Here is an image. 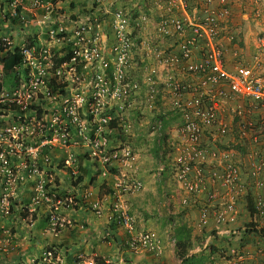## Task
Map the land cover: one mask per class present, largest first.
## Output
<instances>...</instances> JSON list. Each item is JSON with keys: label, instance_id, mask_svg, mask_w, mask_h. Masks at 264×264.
Returning <instances> with one entry per match:
<instances>
[{"label": "rangeland", "instance_id": "obj_1", "mask_svg": "<svg viewBox=\"0 0 264 264\" xmlns=\"http://www.w3.org/2000/svg\"><path fill=\"white\" fill-rule=\"evenodd\" d=\"M143 1L42 0L36 7L31 0H0V37H7L11 47L49 48L57 66L67 63L61 66L60 79L52 80L56 89L52 87L49 105L50 113L60 117L66 143L49 133L47 139L56 141L42 148L36 160L38 175L28 177L25 195L14 194L7 201L6 214H0V240L5 239L0 243V264H181L175 255L176 235L189 239L187 254L200 258L201 264H215L208 260L212 255L233 264V251L249 264H264V235L258 233L264 229V132L258 134V127L249 132L261 137L260 147L249 143V134L240 141L237 130L242 120L234 115L230 118L234 141L227 145L248 169L259 166L257 176L247 180L253 213L244 198L236 223L239 234L218 241L230 248L211 244L209 254L189 252L203 238L196 236L192 215L177 205L168 175L169 143L180 120L166 107L148 106L141 86L151 58L139 44L145 31L137 33L132 19L146 13ZM260 8L264 12L263 2ZM117 10L124 15L129 43L135 46L121 67L120 84L126 85V92L120 99L113 95L120 50L113 20ZM78 33H83L82 41ZM231 43L239 50L231 55L232 63L229 59L226 63L250 64L254 48H245L241 40ZM84 47L93 53L87 58L76 54L74 62H66L71 52ZM10 74L4 73L0 84L10 86ZM255 74L264 80V65L255 68ZM132 80L139 88L131 89ZM67 104L75 109L78 123L66 116ZM263 115L258 114L264 119ZM94 140L101 144L96 150ZM257 199L261 212L254 208ZM122 214L130 219V230L122 225ZM142 235H151V241L142 244ZM12 254L18 259H7Z\"/></svg>", "mask_w": 264, "mask_h": 264}, {"label": "built area", "instance_id": "obj_2", "mask_svg": "<svg viewBox=\"0 0 264 264\" xmlns=\"http://www.w3.org/2000/svg\"><path fill=\"white\" fill-rule=\"evenodd\" d=\"M31 1L36 7L42 3ZM229 4V0H144L146 13L132 19L137 33L145 31L139 44L144 45L151 58L141 80L145 100L150 107H166L171 116L180 120L169 143L168 175L174 183L177 205L188 215L195 213L196 236L203 238L190 254H209L215 239H230L239 234L236 223L240 204L248 196L247 180L257 176L259 170L258 165L252 170L242 165L237 152L227 144L234 141L230 122L234 115L242 120L237 130L240 141L249 134V143L260 147L261 137L250 133L256 131L255 127L260 129L258 134L264 132V119L258 116L264 111V80L255 74V68L264 65V32L255 40L250 64L234 62L228 67L225 42L231 43L233 38L223 32ZM113 20L120 43L114 72L118 85L113 95L120 99L126 92V85L120 84L124 78L121 67L126 63V53L135 46L129 43L130 32H126V19L120 10L113 13ZM82 34L78 33L81 41ZM15 52L19 62L10 71L13 82L10 86L0 84V211L5 214L7 201L16 189L29 176L38 175L36 160L42 148L54 141L47 139L49 133H56L58 140L66 143L60 117L54 111L50 113L49 105L53 100L52 80L60 79L61 66L67 63L57 66L49 48L33 44L11 47L7 37H0V79L4 78L1 59ZM71 53L68 63L77 59L76 54L87 58L93 51L84 47ZM137 88L132 80L131 89ZM67 106L66 116L78 123L75 109ZM163 112L164 109V115ZM251 117H259V121L253 123ZM100 122L105 123L106 119ZM100 146L94 140V150ZM254 205L261 212L259 199ZM121 223L130 230V219L124 214ZM139 241L149 243L151 235H142ZM50 254L51 251L46 253ZM231 254L235 255L233 264H249L238 253Z\"/></svg>", "mask_w": 264, "mask_h": 264}, {"label": "crops", "instance_id": "obj_3", "mask_svg": "<svg viewBox=\"0 0 264 264\" xmlns=\"http://www.w3.org/2000/svg\"><path fill=\"white\" fill-rule=\"evenodd\" d=\"M229 1H230L229 4L230 13L228 18V23L226 24L227 26L225 25L223 34L226 36H231L234 40H238L239 42L241 40V42L246 45L245 48L250 49L251 47V51H252L253 48H255L256 45L255 40L257 36L259 35V33L264 32V12L261 11L260 8L262 2L264 3V1L263 0H229ZM225 48H226L225 60L229 59V61L231 60L232 63L231 55L233 54V52L235 51L237 52L239 48H237V46H235L234 44L228 42L227 43L225 42ZM230 66L231 65H228V67ZM262 114H264V112H262ZM27 189H28L27 185L23 184L16 189L15 193L17 195H20L19 197H22L23 195L26 194L25 192L27 191ZM1 213L2 212L0 211V214ZM191 215H192V219L194 220L193 221L194 224L195 213L193 212ZM0 224H2L0 225V227H2L3 222L1 221V219H0ZM219 240L220 239H215L212 242L215 248H222V249L230 248L228 245L218 242ZM246 241H247L246 247L247 249H249L250 244L247 239ZM244 242L245 240H243V244ZM230 245L233 246L234 244L231 243ZM17 254L15 255L12 254L14 257L8 256L7 259L17 260L18 259ZM208 260H216L215 264H223L217 259L216 255H212L211 257H208Z\"/></svg>", "mask_w": 264, "mask_h": 264}, {"label": "trees", "instance_id": "obj_4", "mask_svg": "<svg viewBox=\"0 0 264 264\" xmlns=\"http://www.w3.org/2000/svg\"><path fill=\"white\" fill-rule=\"evenodd\" d=\"M69 58L70 57H67L66 61H68ZM1 62H2L3 72L6 75H9L11 73L10 71L12 69V66L19 62V57L17 55V52H15L14 54L5 55L3 59H1ZM78 180H80V177L77 179V181ZM73 185H74V182H73ZM247 198H248L247 205L249 209V214H252L253 213L252 202L249 197ZM258 233H260L261 235H264V229L259 230ZM188 243H189V239H187V237L184 238L180 235H176V239L174 243L176 257L180 260L181 264H201V262L199 261L201 260L200 258L197 259L195 258V256L187 254Z\"/></svg>", "mask_w": 264, "mask_h": 264}]
</instances>
